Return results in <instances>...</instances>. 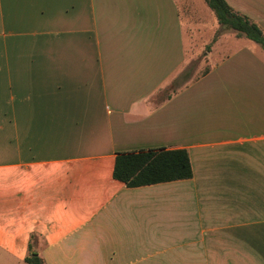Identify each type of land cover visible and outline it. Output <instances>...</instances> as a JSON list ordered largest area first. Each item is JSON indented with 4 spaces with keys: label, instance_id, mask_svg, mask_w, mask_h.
Instances as JSON below:
<instances>
[{
    "label": "crops",
    "instance_id": "crops-1",
    "mask_svg": "<svg viewBox=\"0 0 264 264\" xmlns=\"http://www.w3.org/2000/svg\"><path fill=\"white\" fill-rule=\"evenodd\" d=\"M224 1L264 37V0ZM213 15L0 0V264L29 247L43 264H264V51ZM162 149L187 151L190 179H114L118 155Z\"/></svg>",
    "mask_w": 264,
    "mask_h": 264
},
{
    "label": "trees",
    "instance_id": "trees-1",
    "mask_svg": "<svg viewBox=\"0 0 264 264\" xmlns=\"http://www.w3.org/2000/svg\"><path fill=\"white\" fill-rule=\"evenodd\" d=\"M213 12L218 24L233 31L237 37H244L264 51V37L261 30L245 16L234 12L224 0H204ZM114 179L129 188H136L163 182L187 180L192 176L191 164L185 150H155L120 154L116 157ZM25 264H43L39 253L29 252Z\"/></svg>",
    "mask_w": 264,
    "mask_h": 264
},
{
    "label": "rangeland",
    "instance_id": "rangeland-1",
    "mask_svg": "<svg viewBox=\"0 0 264 264\" xmlns=\"http://www.w3.org/2000/svg\"><path fill=\"white\" fill-rule=\"evenodd\" d=\"M193 1V0H192ZM198 2H200V5H202V7L203 8H205L206 10H208L209 11V7L206 5V3L204 2V0H198ZM214 16V15H213ZM220 31H219V33L220 34H222V33H227V32H233V31H231V30H225V29H223V28H221V29H219ZM195 67H196V61L194 62H191V63H189V70L191 69V71L193 70L194 72H195ZM193 71H192V73H193ZM191 73V74H192Z\"/></svg>",
    "mask_w": 264,
    "mask_h": 264
}]
</instances>
